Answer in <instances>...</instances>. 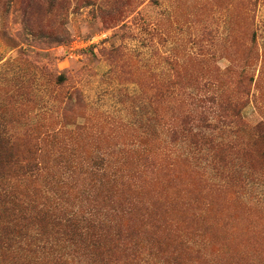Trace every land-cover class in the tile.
<instances>
[{
	"label": "rangeland",
	"instance_id": "374dc122",
	"mask_svg": "<svg viewBox=\"0 0 264 264\" xmlns=\"http://www.w3.org/2000/svg\"><path fill=\"white\" fill-rule=\"evenodd\" d=\"M259 122L264 0H0V193L105 228L9 246L0 196V264H264Z\"/></svg>",
	"mask_w": 264,
	"mask_h": 264
},
{
	"label": "trees",
	"instance_id": "16d2710c",
	"mask_svg": "<svg viewBox=\"0 0 264 264\" xmlns=\"http://www.w3.org/2000/svg\"><path fill=\"white\" fill-rule=\"evenodd\" d=\"M205 97H198V101L204 102ZM194 116V115H192ZM191 117V116H190ZM205 117L200 118L201 120H204ZM191 121H195V118H189ZM206 119V118H205ZM203 123L205 124H211L210 121L204 120ZM207 126V125H206ZM209 127V126H207ZM255 129H257L258 134L261 135V137L264 139V123L259 122ZM13 162V159H11ZM17 162H19V167L10 173L12 176L10 177H18L25 183L34 182L40 179L46 172L41 170V168L38 166V160L35 158V156L29 155L24 156L22 159L17 158ZM48 174V173H46ZM44 177V181L46 182H53V177L49 178L48 175ZM64 180L61 178L59 179V182H63ZM35 190V189H34ZM37 191V190H35ZM29 193V189L27 190ZM35 193L34 191H32ZM32 193V194H33ZM37 194V193H36ZM0 196L7 199L8 205H7V227H8V242L9 246L12 245V243L15 242L16 239H18V242L25 247H35L33 250L38 249V246L40 244L47 245L48 243H51L53 240L49 235L45 236V234L39 230L37 226L32 225L33 221H46L51 222L53 225L58 226L61 225L62 227H66L69 229L70 234H67L68 241L70 243L73 242H85L88 241L90 245L98 244L97 238H100L103 234H101V230H104L105 228L103 226L98 227V223L92 219L93 213L90 216L89 220L85 221L86 227H82L80 225V219H79V212L76 209H72L71 211H62V209L58 210V213L61 212L59 216L52 217L53 215H50L52 209H45V204L40 206V196L36 195L38 199H35L32 195V202L31 203H24L23 207L21 209L17 208L14 195L12 193H0ZM48 199V196H43L42 200ZM40 203V204H39ZM43 204V203H42ZM30 205H34L30 208ZM54 206H60V205H54ZM61 207V206H60ZM59 207V208H60ZM58 224V225H57ZM85 228V230L83 229ZM95 228H98L100 230V234L96 236L95 234L91 235V240H85L87 236V232L94 230ZM18 233H21L20 236H17ZM92 236L95 237V239L92 238ZM24 242V243H23ZM87 247H91V246ZM100 264H111L108 262H103Z\"/></svg>",
	"mask_w": 264,
	"mask_h": 264
}]
</instances>
